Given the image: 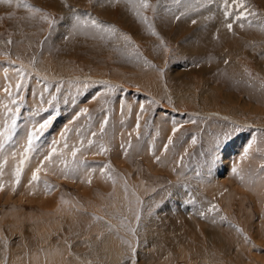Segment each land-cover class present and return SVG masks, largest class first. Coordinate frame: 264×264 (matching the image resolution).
Instances as JSON below:
<instances>
[{
    "label": "rangeland",
    "instance_id": "rangeland-1",
    "mask_svg": "<svg viewBox=\"0 0 264 264\" xmlns=\"http://www.w3.org/2000/svg\"><path fill=\"white\" fill-rule=\"evenodd\" d=\"M18 2L0 3V67L13 75L0 80V132L10 117L5 105L20 109L11 139L0 136V264H132L133 258L135 264H197L200 257L180 258L181 247L166 237L173 227L201 229L207 246L245 254L225 257V264H264V0H242L243 9L229 0V17L224 0H149L148 9L139 0H24L41 13ZM76 15L117 31H74ZM40 65L58 66L55 79L47 77L52 68ZM50 117L26 152L34 126ZM54 142L49 163L44 157ZM73 146L80 149L75 163ZM62 161L75 170L67 178ZM41 162L40 181L33 182ZM155 206L166 212L155 214ZM93 224L100 228L88 229ZM114 227L112 242L126 251L121 257L105 249ZM129 228L141 235L137 256L126 243L134 245ZM63 242L70 252L47 258Z\"/></svg>",
    "mask_w": 264,
    "mask_h": 264
},
{
    "label": "bare ground",
    "instance_id": "bare-ground-1",
    "mask_svg": "<svg viewBox=\"0 0 264 264\" xmlns=\"http://www.w3.org/2000/svg\"><path fill=\"white\" fill-rule=\"evenodd\" d=\"M125 13H127V12H125ZM238 51H240L239 49L236 51V52H238ZM231 57H232V63H236V60H234V58H235V56L233 55H230ZM227 57H229V55L227 56ZM230 58V57H229ZM45 63H47V62H45ZM50 63H52V61L50 62ZM53 64V63H52ZM4 66V65H3ZM40 68H45V67H47V69H50V68H52V70H47L46 72H47V77H52L53 79H55L54 77H55V75H54V73L53 72H58V70H56V69H59L58 68V66H54V67H48L47 65H40L39 66ZM33 68V67H32ZM69 69V68H68ZM61 70V69H60ZM70 71H71V69H69ZM11 70L8 68V67H6V66H4V67H0V80H4V82L6 83V79H7V81H8V79H9V76H13V75H9V74H11L12 72H10ZM38 72V71H37ZM41 72H43V71H41ZM75 72V71H74ZM69 73V72H68ZM14 74V73H13ZM66 74V73H65ZM70 74V73H69ZM58 75V74H57ZM62 75V74H61ZM117 75H119V74H117ZM42 76V75H41ZM44 76V75H43ZM54 76V77H53ZM59 76V75H58ZM58 76H57V78H58ZM136 76V75H135ZM52 78H50V79H52ZM68 78V77H67ZM75 78V77H74ZM82 78H84V77H82ZM138 78H139V76H138ZM76 79V78H75ZM142 79V78H141ZM80 80V79H79ZM118 80V79H117ZM127 81V80H126ZM125 82V81H124ZM139 82V81H138ZM215 93V92H214ZM227 99V98H226ZM231 107V106H230ZM217 108V107H216ZM233 109H234V107H233ZM213 113V110H210V109H208V111H207V113H209V116L211 117V115H212V113ZM235 112V111H234ZM219 112L217 111L216 112V114H218ZM241 113V112H240ZM243 113V112H242ZM242 113H241V115H242ZM203 114V113H202ZM205 115H206V112L204 113ZM215 114V115H216ZM234 114V113H233ZM225 116H228V115H225ZM224 115L223 116H221V117H225ZM239 116V115H238ZM208 117V116H207ZM209 117V118H210ZM219 117V116H218ZM217 117V118H218ZM226 118V117H225ZM227 118H229V116L227 117ZM231 118V117H230ZM233 118V117H232ZM246 119V118H245ZM242 120V119H241ZM250 120H252V119H250ZM233 121H236V120H233ZM237 122H238V119H237ZM241 122V121H240ZM239 122V123H240ZM251 122V121H250ZM253 123V122H252ZM246 124V123H245ZM256 123H254V125H255ZM260 124V123H259ZM261 126V125H260ZM264 126V125H263ZM23 131V130H22ZM28 131H29V129H28ZM23 133V132H22ZM21 133V134H22ZM26 133V132H25ZM25 135V134H24ZM26 135H28L27 133H26ZM29 136V135H28ZM23 138H24V136H23ZM25 138H27V136L25 137ZM24 138V139H25ZM243 138H241V140H242ZM240 140V141H241ZM228 156H229V154H228ZM154 167V166H153ZM244 174L246 173L245 171H242ZM245 176H247V175H244V177ZM245 180V179H244ZM142 182V181H141ZM143 183V182H142ZM26 184V183H25ZM130 184H131V181H130ZM106 185V184H105ZM19 186V185H18ZM143 186V185H142ZM106 188V187H105ZM27 189V188H26ZM247 189V188H246ZM119 190V189H118ZM117 190V192L120 194V190L118 191ZM23 193V192H22ZM35 194V193H34ZM136 194H138V193H136ZM29 196V195H28ZM137 197H139L138 195H136ZM156 197H158V196H156ZM140 198V197H139ZM27 199V198H26ZM141 200H142V198H140ZM155 199V198H154ZM159 199V198H158ZM148 200V199H147ZM147 200H142L143 201V203L144 204H147L148 205V201ZM125 202V201H124ZM149 203H150V201H149ZM157 203V200L154 202V201H151V203L149 204V205H152V207H154V205ZM159 203V202H158ZM160 204V203H159ZM136 205H137V203H136ZM166 205V208H168V204H165ZM227 205H228V202H227ZM86 206H89L88 204L86 205ZM162 206V205H161ZM160 206V207H161ZM46 207H51V208H55V207H59V206H57V205H55V204H53V203H50L48 206H46ZM94 207V206H93ZM150 208H151V206H149ZM156 207V206H155ZM89 208H90V206H89ZM139 208V207H138ZM229 208V207H228ZM90 210H92V209H90ZM64 211L66 212V214L68 213V215H70L69 214V212H67L66 211V209H64ZM72 211V210H71ZM166 212L165 210H161V208L158 210V208L156 207V210H154V213L156 214V213H160V212ZM170 213H171V211H169ZM94 213H96V211H94ZM141 214V213H140ZM153 215L151 218H153V217H155V219H156V215ZM67 215V216H68ZM93 215V214H92ZM161 215V214H160ZM168 216H170V215H168ZM160 217H162V215L160 216ZM167 217V216H166ZM171 218V217H170ZM103 219V218H102ZM131 219V218H130ZM160 219H162V220H164L163 218H160ZM64 220V219H63ZM97 220V219H96ZM111 220V219H110ZM140 220H142V219H140ZM151 220V219H150ZM158 220V219H157ZM161 220V221H162ZM168 220V219H167ZM94 221V220H93ZM160 221V220H159ZM98 222V221H97ZM103 222H106V221H103ZM139 222H141V221H137L136 222V225L137 224H140ZM96 223V222H95ZM108 225H110L111 224V222L110 221H107L106 222ZM133 223H135V219L133 220ZM166 223V222H165ZM97 224H99L98 226H102V224L101 223H97ZM96 224V225H97ZM96 225H94L93 224V227L92 226H90V227H88V229H93V230H98L100 227H98V229H97V227H96ZM168 225V224H167ZM175 225V224H174ZM104 226V225H103ZM86 227V226H85ZM135 227V226H134ZM195 228V227H194ZM16 229V228H15ZM19 229V228H18ZM168 229V228H167ZM167 229H165V232L164 233H166V237H168V238H170V239H173L177 244H179V246L181 247V252L179 253V254H181V256H180V258H195V257H200L201 258V260L198 262L199 264H225V261L227 260L226 258H242V257H244V255L245 254H243V253H241V251L239 252V250H238V248H236V250H235V253H229V254H227V252L226 251H224V250H220V249H216L215 247H212V246H210V245H206L205 244V241H204V239L202 238L203 236H202V231H201V229H200V231H199V229L198 228H196L193 232H196V236H195V238H196V241H194V235H192V231H189V230H185V229H183L182 227H173V229H172V231H168ZM171 229V228H170ZM59 230V229H58ZM164 230V229H163ZM119 231V230H118ZM179 231H182L181 232V234H179L178 232ZM73 232V231H72ZM137 232L139 233V230H136V234H135V236H133V234L131 233V232H129L128 234H129V236H130V238L132 239V242L134 243V245H133V247L134 246H136L137 244H142L141 243V241L139 240V236H140V238H141V235H138L137 234ZM70 234V233H69ZM122 234V233H121ZM224 234H227V233H224ZM106 235V234H105ZM110 235H112V237L110 236ZM60 237V236H59ZM77 237L78 238H80V236H78L77 235ZM106 238H109L110 240H111V242L107 245L106 244V247H105V249H106V251H107V254L109 255V256H111V257H114V255L115 256H119L120 254H125V253H121V252H123V251H125V249H123L119 244H116L115 242H112V240H114L115 238H117L118 237V235H117V232H116V229H115V227H114V230L109 234V235H106L105 236ZM222 239H223V237H222ZM228 239V238H227ZM60 240V239H59ZM89 240V239H88ZM144 240V239H143ZM169 240V239H168ZM224 240V239H223ZM229 240V239H228ZM55 241V240H54ZM58 241V240H57ZM158 243V242H157ZM217 243H219V242H217ZM63 244H64V242H63ZM66 244V243H65ZM65 244L64 245H62V247L59 249V247H57V249L59 250V251H54V250H50V251H48L49 252V255H50V257H47V258H58V259H61V258H64L65 256H66V254H67V252L69 251L70 252V250H67V249H65L64 250V247L63 246H65ZM70 244V243H69ZM139 244V245H140ZM220 244V243H219ZM225 244V243H224ZM232 244V243H231ZM57 246V245H56ZM109 246V247H108ZM138 246V245H137ZM220 246V245H219ZM222 246V245H221ZM224 246V245H223ZM228 246H230V245H228ZM248 246H250V245H248ZM14 248H15V246H13ZM32 247V246H31ZM119 247V248H118ZM179 247V248H180ZM237 247V246H236ZM68 249H69V247H68ZM108 249V250H107ZM128 249V248H127ZM131 249V248H130ZM227 249V248H226ZM231 249H232V247H231ZM234 249V248H233ZM232 249V250H233ZM248 249V248H247ZM255 246H251V249L250 250H252V251H250V254H253L254 253V251H255ZM137 250V249H136ZM243 250V249H242ZM24 251V250H23ZM131 251H132V249H131ZM131 251H129V252H131ZM138 251V250H137ZM25 252V251H24ZM27 252V251H26ZM126 252V251H125ZM188 252H190V253H188ZM50 253H53L52 255L50 254ZM120 253V254H119ZM138 253V252H137ZM37 254V253H36ZM69 254H71V253H69ZM90 254V253H89ZM130 254V253H129ZM232 254V255H231ZM28 255V254H27ZM32 255V254H31ZM48 255V256H49ZM135 255V254H134ZM10 259L9 260H11V258L12 257H14L15 255H13V254H10ZM72 258H77L78 256H76V255H73V252H72ZM135 256H137V255H135ZM16 257V256H15ZM18 257V256H17ZM120 257H121V255H120ZM127 257V256H126ZM131 257H133L132 255H131ZM197 257V258H198ZM226 257V258H225ZM246 257V256H245ZM34 258H36V257H34ZM33 258V259H34ZM136 258V257H135ZM4 259V258H3ZM6 259V258H5ZM12 259H14V258H12ZM40 259V258H39ZM134 259V258H133ZM162 259V258H161ZM247 259V258H246ZM8 260V261H9ZM15 260H17V259H14V261ZM65 260V259H64ZM233 260V259H232ZM5 261V260H4ZM52 261H54V260H52ZM229 261V260H228ZM13 262V260H11L10 261V263L9 264H13L12 263ZM17 262H19V261H17ZM24 262V261H23ZM31 262V261H30ZM63 262V261H62ZM85 262V261H84ZM195 262H197V261H195ZM235 262H238V261H235ZM20 264H21V262H19ZM61 263V262H60ZM68 263V262H67ZM197 263V264H198ZM229 264H233L231 261H229L228 262ZM5 264V263H4ZM16 264V263H15ZM48 264H51V262L49 263L48 262ZM56 264H59V263H56ZM62 264H66L65 262L64 263H62ZM123 264H128L127 263V261L126 262H124ZM158 264H160V263H158ZM195 264V263H194ZM235 264V263H234ZM237 264H240V263H237Z\"/></svg>",
    "mask_w": 264,
    "mask_h": 264
},
{
    "label": "snow or ice",
    "instance_id": "snow-or-ice-1",
    "mask_svg": "<svg viewBox=\"0 0 264 264\" xmlns=\"http://www.w3.org/2000/svg\"><path fill=\"white\" fill-rule=\"evenodd\" d=\"M12 2H13V0H0V3L7 4V5H11ZM110 2H111V0H110ZM116 2L118 3L119 0H116ZM233 3H236L238 5V7H240L241 9H243L245 7V5L242 2V0H233ZM21 4H23V6L25 8H27L29 10V12H31V13H41L42 12V9L36 8L33 5H31V4H27L26 2H24V0H20V2L17 3V7L21 6ZM149 7H151V5L149 4V0H139V8L148 9ZM228 9H229V0H224V14H225L226 17H229V16L232 15V13ZM249 14L250 15H255V13H249ZM136 15L139 16V17H141V19L145 23L148 22L147 16H144L142 14V12L137 11L136 12ZM241 15L242 14L236 15L235 16V19L236 20H240L241 19ZM42 18L44 20H46V21H49L50 23L52 22L49 19V15L47 13H44V15H43ZM243 18L245 20L247 19L246 16L243 17ZM74 19H75V24L73 25V30L74 31L77 30V29H79V28H81V27L87 28L89 26L92 27V28H95L97 30L108 31V32L113 33V34H115V32L117 31L114 27L105 28V26L103 24L99 23L96 19L91 18L90 16L87 19H85V18H82L80 15H76L74 17ZM193 23H195V21H193ZM248 23H249V25H251V21H248ZM148 26H149V28H152V25L151 24H149ZM226 27L230 31L232 30V24L231 23H228L226 25ZM240 27H244V24L241 23L240 24ZM153 34H156V33L153 32ZM124 39L126 41H131V38L128 37V36H126V35L124 36ZM9 43H11V41H9ZM16 87H17V89H19L21 87V85L20 84H17ZM107 90L108 91H112L111 85L108 86ZM5 91L8 92V89L6 88ZM9 95H11V93H9ZM52 99L53 100H56L57 98L56 97H53ZM12 103H15V100H13ZM49 103H51V102H49ZM5 108L10 113V117H9V122L4 127V132H0V136H4L5 137V140H9V139H11V135H12V133H13L15 127H16L17 119L19 118V111H20V109H19V107H16V109L13 111L12 109L8 108L7 105H5ZM140 111H141V113H143L145 111L143 105H141ZM87 112H88V109L85 108V109H82V111H81L80 114L83 115V114H86ZM76 118L79 119V116H77ZM53 119H54V117H50L48 119H45L41 124H39L38 127H35L34 126L32 132L29 134L28 139H27L26 152H31L32 151L33 146H34V141L37 140L38 136L39 135H42L43 134V131L45 129H47L52 124V120ZM105 123H107V121H105ZM137 128H139V123L137 124ZM67 131H68V129H65V132H67ZM93 135H95V134H93ZM61 138L62 139H66L64 137L63 133L61 134ZM88 143H89V145H91L93 142L92 141H89ZM168 143L169 144L172 143L171 139H169ZM193 143H195V140H193ZM64 146H65V148L68 147V145H67L66 142H65V145ZM128 146L131 147V144H129ZM226 147H227V145H225V148ZM248 147L250 148L251 145H249ZM100 150L103 153H106L108 151V149L105 148L103 145H100ZM166 150H167V148H165V151ZM56 151H57V149L55 147V142H54V146L52 148L51 153L49 155H46L44 157V161H47V162L50 163L51 160H52V155L55 154ZM79 151H80L79 148H76L75 146H73V151H72L71 154H72L74 163H75L76 154ZM125 155H127V152H125ZM247 155H248V150L246 149L244 151V157H247ZM25 158H27V157H25ZM156 159H157V161H159V157H156ZM21 163H23V161H21ZM62 163H64V166H65V169L64 170H65L66 178H67V173L68 172H74L75 170L74 169H70L68 167L67 161H62ZM105 167L110 169L112 166L109 163ZM43 170H44V162H41L39 164V166L36 167L35 171L32 174V181L33 182H39L40 181L39 173L41 171H43ZM21 172H22V168H20L18 166L16 168V170H15V183L17 185H19V183H20ZM232 172L234 174H238V169L236 167H233L232 168ZM2 174L3 173L0 172V176H2ZM109 178L111 179L112 177H109ZM241 179H243V177H241ZM88 182L91 183V180L89 179ZM113 183H115V180H113ZM44 187L46 188V190H49V191L51 190V186L48 185L47 181H44ZM3 189H4V185L2 183H0V191H3ZM13 190H15V189H13ZM126 190H127V186H126ZM212 207L214 209H217L218 210V207L216 205H213ZM97 219H99V217H97ZM136 219H137V221L140 220L139 214H137ZM129 231L133 234V236H135V234H136V229L135 228H129ZM240 231H242V229ZM245 238L247 239V237H245ZM126 243H129V247L132 249V253H133V256H134L135 251H136L135 247H133L130 242H126ZM69 247H70V245H69ZM132 264H135V260L134 259H132Z\"/></svg>",
    "mask_w": 264,
    "mask_h": 264
}]
</instances>
